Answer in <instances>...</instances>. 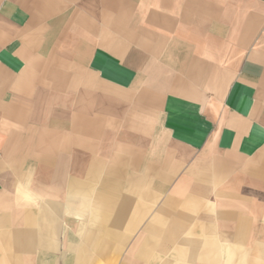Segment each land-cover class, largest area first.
Wrapping results in <instances>:
<instances>
[{
	"label": "crops",
	"instance_id": "crops-1",
	"mask_svg": "<svg viewBox=\"0 0 264 264\" xmlns=\"http://www.w3.org/2000/svg\"><path fill=\"white\" fill-rule=\"evenodd\" d=\"M0 264H264V0H0Z\"/></svg>",
	"mask_w": 264,
	"mask_h": 264
}]
</instances>
